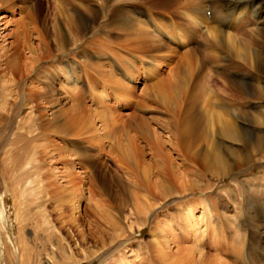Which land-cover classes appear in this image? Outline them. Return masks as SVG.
I'll list each match as a JSON object with an SVG mask.
<instances>
[{"label":"rangeland","instance_id":"374dc122","mask_svg":"<svg viewBox=\"0 0 264 264\" xmlns=\"http://www.w3.org/2000/svg\"><path fill=\"white\" fill-rule=\"evenodd\" d=\"M188 1L0 0V264H264V153L224 176L206 173L182 138L204 112L179 110L180 90L171 102L151 91L158 80L175 87L178 71L189 95L206 87L216 104L241 98L231 104L236 116L249 114L237 119L241 132L264 137L254 119L264 120V101L228 89L248 80L253 92L263 86L258 73L243 61L227 69L233 58L214 50L195 22L205 12L211 23L218 10ZM125 20L158 23L185 45L161 37L154 54L131 48L116 22ZM243 20L226 30L264 57L262 24L251 13ZM186 51L195 54L194 72L182 66ZM17 56L29 68L23 76L8 69ZM111 74L131 93L108 82ZM168 158L187 190L172 179L166 198ZM251 201L263 205L260 231L246 223ZM23 246L28 257L16 261Z\"/></svg>","mask_w":264,"mask_h":264},{"label":"bare ground","instance_id":"6f19581e","mask_svg":"<svg viewBox=\"0 0 264 264\" xmlns=\"http://www.w3.org/2000/svg\"><path fill=\"white\" fill-rule=\"evenodd\" d=\"M195 1L196 0H194V2ZM197 1H199V0H197ZM188 2L191 4V2L193 3V0H189ZM209 2L211 3L212 8L214 10L216 9L214 12H216L218 10L215 14H213V18L211 21L212 24L209 23L210 21H208V19L206 18L205 12L199 13V16L196 17V20L198 22L195 21L196 24L198 23L197 26L204 32L205 36L208 37V39H206L205 41L209 40V44L212 45L214 50L222 49L223 52L225 51V53H227L229 55V57H231V59L233 58L232 59L233 62L230 61L231 65H229V64L225 65L227 67V69L230 68L232 65H234L236 68H240L242 66V65H240V63H242V61L245 63L246 62L251 63L254 66L253 68H254L255 72L258 73V77L260 78L259 80L263 84V86L260 84L261 87L256 86V88L252 92L253 89L250 90L252 84L247 82L248 80L247 81H240V82L238 81V82H232L230 84L231 86L229 85L228 89H231V92L232 91L235 92L236 95L239 94L241 96L245 95L244 93H247V94L253 93V96H255V98H257L258 100L264 101V57L262 55L259 56L258 54L254 55V51L251 50V46H250L249 41L245 40V41L240 42L239 39H237V37L239 35L237 37L233 36L232 35L233 33L231 31L226 30V28L232 29V25L234 22L239 24L240 21H244L243 18L246 17L248 15V13H251L254 15V20L259 21L262 24L263 29L259 30L260 32H258V34L260 33L259 37L264 39V0H209ZM199 3H200V1H199ZM200 5L202 8V4H200ZM192 6L196 7V5H193V4H192ZM203 6L205 7V5H203ZM117 12L119 13V10ZM120 16H121V14L119 15V18L121 19ZM122 19H124V18H122ZM125 19H127V18H125ZM133 20H134V18H133ZM116 22L118 24H120V26H122L123 29H126L128 31V34H127L128 39L125 40V42H126L125 44L131 46V48H134V49L137 48L140 50H145V51H148V53L153 52V54H154V53L159 52L160 50L163 49L164 46H163V42H162L163 39L162 38L167 39L170 43H172L173 45H175L177 48H180V49H182L183 45H185V44L180 45V44L174 43L175 42L174 39H173L174 42L171 40V37H172L174 31L172 33H166V30H164L163 27L158 23L156 24L154 22H149L147 25V21H145L146 23H142V21H126V20L125 21H116ZM199 22H201V23H199ZM149 25H150V28H149ZM178 34H180V33H178ZM235 35H237V34H235ZM178 39H180V38H178ZM180 40H182V39H180ZM254 41H256V39ZM209 47H211V46H209ZM165 48H167V47H165ZM192 50H194V49H192ZM171 51L172 52L175 51L174 48ZM189 51H191V50H189ZM189 51H186L182 55V66L187 69L186 71L194 72L195 67H196V65H195V54H193ZM207 51L210 52V50H207ZM167 52H168V50H167ZM257 52H259V51H257ZM211 53H212V51H211ZM211 53L209 55H211ZM215 54H217V53H215ZM237 63H239V65ZM8 69L12 72L13 75L16 74V75H22L23 76L24 73L29 72V68L26 65L24 66L20 62L19 56L10 60V63L8 64ZM177 72L173 77V80L175 82V87H173V83L171 80L170 81H161V82L158 80L154 84V86H152L154 88L151 91L157 90L165 102H171V98H172L171 93L175 92L176 90H180L182 99L180 98L181 100L177 101L179 110L181 109L183 104H187V105H191V107L193 109H196V110L199 107V111L204 112V114L200 113V116H202V117H199L196 119L193 118V119L189 120V122L191 120L192 121L190 124L187 125V128L184 131V133H183L184 135L182 136V138H184L185 143H186V146H183L184 149L192 152L191 156L193 157V159L196 162H198L201 165V167L204 169V171L206 173H212L213 174L214 171H219L221 176H224L228 173L227 171H229L233 168L234 164L248 165L254 161L253 158L255 157V155L256 156L262 155L264 153V137L254 139L255 136L253 135V133H250V132L246 133L243 131L241 132V129L238 126L239 124H238L237 119L239 120L241 115L244 118H247L249 116L248 113H239L236 116V110L232 109V105L233 104L237 105L238 104L237 101H241V98H239V97H235V98H231V99L228 98L232 101L231 103L228 102L227 100H225V102H223L220 99V101L218 100V103L216 104V102L214 103V101H213V99H212L211 95L209 94L208 89L206 87H199V90L198 91L196 90L197 93L196 92H190L192 94L189 95L188 89L186 87V82L184 83L183 82L184 80L180 79V74H179V72L178 73ZM152 73L154 74V72H152ZM153 77H155V75H153ZM108 78H109L108 82L114 84V86L116 88L121 90L120 92L122 94H124V96L129 94V92L131 93V91H129L130 88L126 87L125 86L126 84L124 85L123 82H122L123 84L120 83V81L115 78V75L111 74L108 76ZM246 78H247V76H246ZM127 89H129V90H127ZM131 90H132V88H131ZM149 90L145 89L144 92L146 95H147ZM228 96L232 97L230 94ZM230 115L235 116L236 117L235 120H230L229 119ZM250 117L253 118V115H250ZM250 117H249V119H250ZM254 119L256 121V125H259V126L264 125V120L260 116H255ZM246 120H248V119H246ZM143 123H144V121H143ZM246 123H248V122H246ZM62 129L63 128L61 126V130ZM218 137L222 139L221 144H219L216 141L217 140L216 138H218ZM182 138H181V140H182ZM225 142L231 143V144L234 143L235 145H238L241 148L240 149H234L232 146L227 145ZM222 143H224V144H222ZM130 144H131V142H130ZM194 145L198 146V148L197 149L193 148ZM245 151L247 153H245ZM138 152H140V151H138ZM244 153H245V155H244ZM121 155H122L123 160H125V161L128 160L126 149H123L121 151ZM163 177L164 178L162 181V184H163L162 187L164 188V191L166 192L165 193L167 195L166 198H168L170 195H172V194H170L171 192L168 189L169 188L168 184H171L170 182L172 179L177 180L176 182H178V185H180L181 192L182 191L185 192L187 190V188L185 187V184H183L185 181L183 182V179L180 178V183H179L178 179L174 175V172L172 171V162L169 158H168L167 164L165 165V171H164ZM146 180H148V179H146ZM261 180H262V178H261ZM150 184H151V182H150ZM247 206L249 208H251L252 210H254L255 214L251 215V217L249 219H247L246 223H248V225H251L252 227H255V229H257L258 231H260L261 223L263 221V216H262V211H263L262 206L263 205L260 204L258 206L254 202L251 201V202H249V205H247ZM111 225L113 228H117V226H118L114 221H111ZM255 239L259 242V240L256 237H253L254 241H256ZM254 241L251 242L248 251L253 249V246H254L253 242ZM233 249H235V251H236V257L240 258L241 257L240 252L242 249L240 243L238 242V245ZM191 251L193 252V254H197V255L199 254L201 257L203 256V254L201 252L203 250L200 251V250L192 249ZM19 252H20L21 256H18L17 254L14 256L15 257L14 259H16V261H18L19 259L23 260L22 258L25 259L26 257H28V253H27L28 251L25 248V246L20 248ZM255 260H257V259H255ZM209 261H210V264H220V262L217 259L211 258ZM250 262H251V260H250ZM261 262H262V260H261ZM225 264H228V263H225Z\"/></svg>","mask_w":264,"mask_h":264}]
</instances>
